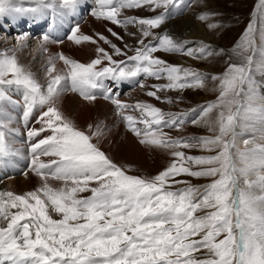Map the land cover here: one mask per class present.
I'll return each instance as SVG.
<instances>
[{
    "label": "snow or ice",
    "instance_id": "6c2138e0",
    "mask_svg": "<svg viewBox=\"0 0 264 264\" xmlns=\"http://www.w3.org/2000/svg\"><path fill=\"white\" fill-rule=\"evenodd\" d=\"M24 2L26 0H0V20L15 14L41 13L54 6L53 0H32L37 5L32 8L18 6ZM180 2L91 0L93 7L89 11L96 19L125 30L128 25H137L140 38L134 54L128 55L127 44L121 48L102 32L88 35L80 31L79 25L73 26L67 40L75 45L94 44V58L83 63L63 53L50 56L46 89L18 63L14 54L0 58V103L12 102L8 95L10 89L22 90L26 124L35 108L43 109L36 117L39 127L27 131L31 157L28 167L40 178V186L23 194L0 191V264H264V217L259 218L258 229L253 222V230L249 231L246 223L250 218H242L243 210L229 194L232 181L227 171L190 167L193 162L200 165L219 157L189 156L181 150L189 148L191 140L207 144L213 138L172 137L164 131V128L182 129L193 116L196 118L191 119V123L198 124L215 102L180 112H166L147 101L125 103L105 83L111 80L116 87L121 82L138 83L144 89L149 86L138 77L165 79L166 83L153 84L151 89L154 90L146 93L157 101L162 99L159 92H182L203 86L205 73L154 55L159 50L166 53H185L186 50L188 57L196 59L203 58L206 52L208 56L214 54L202 42L198 48L186 47L189 41H180L167 32L153 31L164 23L169 7ZM81 3L82 0H59V7L74 10ZM134 8L163 11L150 17L124 15L125 9ZM257 16L264 21V0H259L255 6L253 19L236 47L246 39L254 43L249 34L255 32ZM207 18L206 14L199 16L202 21ZM107 32L116 40H123L114 28H107ZM28 37L29 33L24 32L16 39L22 45ZM148 37L152 39L147 40ZM49 39L48 34L42 35V50H46L44 45ZM120 56L125 59H118ZM57 60L64 66L59 72ZM243 72L242 65L231 64L223 74L214 75L212 79L230 87L235 79L243 78ZM68 90L78 92L89 102L97 98V92H103L139 142L168 150L173 157L171 163L151 177L129 174L126 165L114 162L101 149L100 141L105 133L99 124L81 129L62 113L59 97ZM163 99L174 103L171 97ZM4 127L6 125L0 121V128ZM221 130H224L223 125ZM17 154L6 141L5 132L0 131V166ZM181 174L189 177L219 174L220 179L195 186L177 179ZM51 181L60 182V186H53ZM180 184L185 186L177 188ZM86 192L90 195H81ZM199 212L203 214H197ZM222 234L223 239H218Z\"/></svg>",
    "mask_w": 264,
    "mask_h": 264
},
{
    "label": "rangeland",
    "instance_id": "374dc122",
    "mask_svg": "<svg viewBox=\"0 0 264 264\" xmlns=\"http://www.w3.org/2000/svg\"><path fill=\"white\" fill-rule=\"evenodd\" d=\"M258 2L259 0H181V2L175 7H169L168 15L164 23L159 28L153 30L157 34H163L167 32L174 38H183L190 42L186 47L191 48L200 47L202 38H205V35H202L205 32L204 28H206V34L213 33L214 44L202 42L204 45H208L209 51L214 53L212 56H208L206 52L203 58L196 59L188 57L185 54L186 50L185 53H166L163 50H159L154 53L155 56L169 63L179 64L183 67H192L199 72L205 73L206 78L202 87L189 88L183 90L182 92L178 90L159 92L158 95H160L162 99L157 101L152 97H148L146 93L148 90H154L151 89V85L166 83L167 81L165 79L156 80L155 78L145 79L143 76L138 77V80H144V82L149 86L148 88L144 89H140L138 83L131 82H121L120 84L122 88L119 87L115 89L113 85H111V80L105 81V83L109 87L113 88L115 93L118 94V97L121 101L134 104L139 100V98L142 99L144 98L143 96H145L147 99L151 100V103L155 104L157 107H160L166 112H180L182 110L192 109L198 105L204 104L205 102H215L212 109L209 110L202 117V119H200L198 124L193 125L191 123V119L196 118L193 116L186 121L182 129L177 130L164 128V131L168 132L172 137L203 136L213 138L212 142L207 144H204L199 140H191L188 142L190 147L182 148L181 150L189 156L219 157L216 160L205 162L200 165H197L195 162H193L190 164V167H192L193 170L215 168L227 171L228 178L232 181L229 185V194L237 206L243 210L242 218H250L251 215H253V218H255H250L246 223V228L248 230L251 228V224L253 222H255V224L258 223L260 226L259 218L264 217V213L257 214L258 216L253 214L254 209L252 207L253 204L251 203L254 196L259 198V200L264 201V191L256 185L257 183L262 182L258 178V175L261 173L260 169L264 168V150H262L264 149V145H261L260 152H252L256 147V145H254L255 140L252 138V142L245 146V150L240 151L235 148L233 136H235L238 132V127H240V129L242 128L241 131H244L248 135H250L252 132H258L259 135L264 134V132L260 131L264 129L260 128V124H257L258 119L260 120L264 118V107L262 106L264 102V78L262 77L264 76V66L261 65L262 58H264V21L260 20L259 16L255 17V32L249 34L254 38V43H248L246 39L245 41L241 42L239 47H236V45L239 43L240 38L253 19L252 13L255 11V6L258 4ZM181 4L183 7H181ZM88 7L89 8L84 10V12H90L89 10L91 9V6L89 5ZM129 10L132 12L130 14H133V16L136 15L135 17H150L159 14L160 11H163V9H160L154 12L143 8H134ZM188 11L189 13H187ZM185 14L193 21L194 24H196L195 27H193L195 28L194 31L189 30L192 28V25L190 24L189 25L191 27L189 26V29H187L186 26V28L184 27L185 34H179V36L177 32L173 33L166 30L165 26L167 23L172 20L182 18ZM202 14H206L208 17L204 22L199 19V16ZM215 16H218V19L213 21ZM6 21L8 22V20H5V22ZM179 23L180 21H178L177 24ZM200 24L203 26L200 27L199 33V31H197V28L199 27L197 26ZM3 25H0V28L2 27V30H0V56H2L4 50L7 51L6 47L1 44V40L11 46L10 48H15V45L18 43L16 39V35L18 34L15 31H12V33L8 35L5 31L3 32V27H8L9 24L5 23ZM209 25H215V27H209ZM172 27H174V23ZM129 29H133L137 35L129 36L127 34V32H131ZM88 30L89 32H85L84 30H81V32L88 35H95L94 33H90L92 27H90ZM117 32L123 37V40H116L115 38L111 37V35H108V37L110 36L109 38L113 39V42L117 43V45L121 48H124L125 44H127L129 46L127 50L128 55H133L135 47L138 46L137 41L140 38L137 25H128L127 30L122 27V30ZM102 33L104 34V32ZM104 35L107 36L106 34ZM29 36L30 37L27 39V52H29L28 54L31 56L37 54L36 51L39 47V40L37 36H33L30 33ZM151 39V37L147 38V40ZM153 43H155V41H153ZM221 49L224 50L223 53L220 52ZM233 49H235V51H233ZM43 55H45V52ZM94 55L92 58H94ZM117 58L125 59L123 56ZM75 59L83 63H87L91 60L85 59L82 61V59ZM40 60H43V57L38 59L39 62ZM231 64L243 66L244 72L242 79H235L234 83L230 87L222 86L221 80L212 79V76L214 75L223 74L225 69ZM236 75L239 77L240 74L237 73ZM133 84H135V87L139 88V90L136 88L139 94L133 93L135 92L132 91ZM46 86L44 85L43 87L46 89ZM166 96L173 98L174 103L169 104L165 102L163 98ZM102 98L105 99V102L111 104L112 106V111L108 113V116L114 119L115 123L113 124H117V127H121L123 131H128L136 139L137 137L127 128L126 123L119 115H117V109L115 108V105L112 104L111 100L105 98V96ZM189 105L194 106L189 107ZM1 106L2 107H0V111L4 105ZM130 114L138 115V113ZM197 115L199 114L197 113ZM2 116L4 118L3 114ZM229 117H231L230 120ZM6 122L7 121L5 120L4 123ZM9 124L11 125V122ZM222 125L224 126L223 131L221 130ZM123 136L121 137L122 140H126L127 135L124 134ZM94 141L95 140H93V142ZM136 141L139 145V152H141L143 160L131 158L123 160L120 157H115L113 155L111 156L112 158L114 157V162L126 165L129 169V174L151 177L156 175L159 171H162L168 166L169 163H171L173 157L168 150L160 148L156 145L141 144L138 138ZM161 149L167 153V159L162 158L159 160L158 157L160 155ZM239 159L243 164L241 166H238ZM147 165L148 167L152 166V169L149 170V168L146 167ZM177 179L187 181L195 186H202L211 183L214 180L220 179V176L219 174H216L207 177H189L187 174H181L179 177H177ZM0 183L3 182L1 181ZM184 186V184H180L176 187L179 188ZM81 195H90V193L86 192ZM258 206L259 208H263L261 205ZM197 214H203V212H199ZM55 218L58 217L55 216ZM258 225L256 224V226ZM223 236L224 234H222L218 239H223Z\"/></svg>",
    "mask_w": 264,
    "mask_h": 264
},
{
    "label": "bare ground",
    "instance_id": "6f19581e",
    "mask_svg": "<svg viewBox=\"0 0 264 264\" xmlns=\"http://www.w3.org/2000/svg\"><path fill=\"white\" fill-rule=\"evenodd\" d=\"M82 1L84 4L91 3V0H87V2H84V0ZM18 6H22L25 8L37 7V5L34 2H32V0H26V2L22 4L18 3ZM79 8L80 6H77L74 10L71 8H60L58 4V5H54L52 8L43 9L41 13L15 14L11 17L8 16L9 17L8 24L10 25V28H5L6 33L10 35V33H12L13 30L16 31L17 34L23 32L31 33L37 36L39 40V47L36 51L37 54L29 56L28 54L29 52H27L28 51L27 40L22 45L17 43V45H15V48H10L11 46H9L7 43H4L3 40H1L2 41L1 44L4 45V47H6L7 51L4 50V53H2V56H0V58H3L4 54L7 55L14 54L17 58L18 63L24 66L25 68H27L42 86L44 85L46 86L48 82L47 68H48V58L50 56H56L59 53H63L74 59L75 58L82 59V61L85 59H91L95 53L94 44H92L91 42H84L81 45H75L74 43L67 40V35L70 34L71 29L73 27L71 20L74 21V26L79 25L80 31L84 30L85 32H89L88 29L92 27V30H90L91 34L92 33L95 34L97 32H104V34L108 36L110 34L107 32V28L111 27L114 28L115 31H121L122 27L115 26L111 22H102L96 19L95 17H93L90 14V12L89 14H86L84 16L83 20H81L82 15L79 11ZM130 13L132 12L129 9H126L124 15L133 16V14ZM187 13H189V11ZM186 14L182 18L177 19L178 21H180L179 24H177L178 23L177 20H172L169 23H167V25L165 26L166 30L168 32L170 31L173 33L177 32L179 36V34L181 35L183 33L185 34V29H184L185 26L187 27V29L191 27L190 25H192V28L195 27L196 24H194L193 21L188 16H186ZM6 19L7 16H5L2 20H0V24L5 22ZM217 19L218 16L217 17L215 16V19L212 20L215 21ZM173 23H174V27H172ZM202 26L203 25L201 24L198 25L197 27L199 28L196 27L197 31H199L200 27ZM192 28H190L189 30L194 31L195 28L193 29ZM129 30L135 33L133 29H129ZM204 30L205 32L202 35H205V38H202V42H208L210 44L211 43L214 44L213 33L206 34V28H204ZM43 34H48L50 37L49 41L46 43V45H44L46 50H42L41 47V39ZM179 40L183 41L185 39L179 38ZM57 41H63V43H57ZM44 52L46 56L43 55ZM41 57H43V60H40L39 62L38 59ZM261 62H262L261 65L264 66V58H262ZM55 64H56V70L58 72L62 71L64 67L63 62L57 60ZM262 77L264 78V76ZM136 88L137 87H135V84H133L132 91H135L133 93L139 94L137 91L139 90V88H137V90ZM8 95L12 98V102L1 103V105H4L3 108L1 109L4 118L1 114L0 121L6 120L8 122L5 123L6 127L3 128V131L5 132L6 141L10 144L13 152L15 151V149H19L23 152V155H21L20 159L16 157L14 158L15 155H12L5 160L2 166H0V178L2 179L3 182L0 185V191H13L16 194H23L25 192L32 191L35 188L39 187L41 183L40 178L37 177L35 173L31 172L30 168L28 167L31 158L29 152L30 144L26 146L24 143L25 141H28V137H27L28 129L32 127H39V124L36 122V117L40 115L43 109L40 107L35 108L32 117H30L29 121L26 124L25 121L23 120V111H24L23 91H19V92L13 91L11 93H8ZM103 95H104L103 92H97L96 93L97 98L94 101L89 102V101H85L79 95L78 92H73L71 90H68V92L65 91L60 95L58 104L62 113L65 116H67L69 119H71L81 129H87L89 125H93V127H95L97 124H99L102 128V131L105 133V136L100 141V147L110 156L113 155L115 157H120L123 160H127V158L143 160L142 154L141 152H139L140 148H138L139 145L136 141L137 138L135 139L134 136H132V134L129 133L128 131L125 130L123 131L121 127L120 128L117 127V124L114 125L113 124L115 123L114 119L108 116V113L112 111V106L111 104L105 102V99L102 98ZM143 97L144 98L142 99H140L139 97L138 98L140 101H146V100L147 102L151 101L147 99L145 96ZM1 105L0 107H2ZM193 106L194 105H189V107H193ZM262 106L264 107V102ZM256 121H252V122H256ZM10 122L11 125L9 124ZM257 124H260V128L264 129V118L260 120L258 119ZM238 128H239L238 132L236 133L235 136H233V142H235V148H237L240 151L245 150V146L251 143L253 138V140H255L254 145H256V147L253 149L252 152L254 153L260 152L261 145H264V134L259 135L258 132H252L250 133V135H248L244 131H241L242 128L241 129L240 127ZM11 129H17L18 131L12 132ZM260 131L264 132V130H260ZM124 134L127 135L126 140H122L121 138ZM41 138H43V136ZM158 158L159 160H161L162 158L167 159V153L161 149ZM241 165L243 164L240 162L239 159L238 166ZM146 167H148V165ZM148 168L149 170H151L152 166ZM260 171L261 173L258 175V178L262 182H259L256 185L257 187H259L264 191V168H261ZM51 183L53 184V186H60V182L58 181H51ZM251 203L253 204L252 207L254 209L253 214L257 215L264 213V201H261L259 200V198L254 196L252 198ZM258 205H261L263 208H259ZM53 218H55V216ZM250 218L255 219L253 218V215H251ZM256 224L258 225V223ZM256 227L258 229L260 226L258 225ZM252 230H253L252 228L249 229V231Z\"/></svg>",
    "mask_w": 264,
    "mask_h": 264
}]
</instances>
